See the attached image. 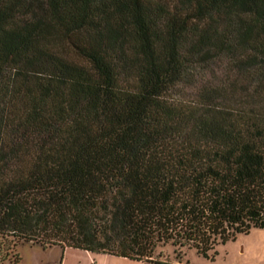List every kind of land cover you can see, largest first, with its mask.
Returning <instances> with one entry per match:
<instances>
[{
	"label": "trees",
	"instance_id": "16d2710c",
	"mask_svg": "<svg viewBox=\"0 0 264 264\" xmlns=\"http://www.w3.org/2000/svg\"><path fill=\"white\" fill-rule=\"evenodd\" d=\"M252 228L264 0H0V264L21 243L165 264Z\"/></svg>",
	"mask_w": 264,
	"mask_h": 264
},
{
	"label": "rangeland",
	"instance_id": "374dc122",
	"mask_svg": "<svg viewBox=\"0 0 264 264\" xmlns=\"http://www.w3.org/2000/svg\"><path fill=\"white\" fill-rule=\"evenodd\" d=\"M13 252L20 256L19 264H154L58 245L44 247L21 243ZM154 260L167 262L165 264H264V228H252L248 233L236 234L233 239L216 244L207 255L192 247L178 251L167 244L155 250Z\"/></svg>",
	"mask_w": 264,
	"mask_h": 264
}]
</instances>
